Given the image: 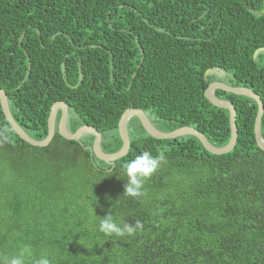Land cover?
<instances>
[{
    "label": "trees",
    "instance_id": "obj_1",
    "mask_svg": "<svg viewBox=\"0 0 264 264\" xmlns=\"http://www.w3.org/2000/svg\"><path fill=\"white\" fill-rule=\"evenodd\" d=\"M213 70L264 101V0H0V87L38 140L64 101L68 128L96 126L109 153L123 145L129 107L162 131L192 126L224 146L230 112L205 96ZM215 94L237 108L230 152L211 153L194 135L155 138L134 116L128 154L109 163L93 152L94 134L71 140L57 130L49 145L30 144L0 103V257L29 245L52 264H264L258 103ZM145 151L163 159L133 198L122 165ZM109 213L143 228L104 236L95 225Z\"/></svg>",
    "mask_w": 264,
    "mask_h": 264
},
{
    "label": "water",
    "instance_id": "obj_2",
    "mask_svg": "<svg viewBox=\"0 0 264 264\" xmlns=\"http://www.w3.org/2000/svg\"><path fill=\"white\" fill-rule=\"evenodd\" d=\"M217 89H222L227 92L246 95L253 98L258 103V112L255 121V136L257 144L260 148L264 149V138L262 135V118L264 115V101L259 93L254 91L252 88L247 86H233L229 85L223 81H212L205 89V96L210 100L214 105L226 108L230 112V128H231V138L229 142L224 146H216L212 144L208 138L205 136L203 132L199 129L192 126H181L172 131H162L158 129L146 112L137 107H129L127 108L119 121V133L123 141L122 147L116 152H106L102 148V133L101 131L94 125L85 124L80 126L76 131L72 132L68 128V119H69V106L64 101H57L52 105V109L50 111L48 117V134L43 139H35L30 134H28L24 128L17 122L14 115L12 114L7 93L0 87V103L2 106V110L10 122L14 131H16L22 139L29 142L35 146H47L51 143L52 139L55 136L56 131L71 140H79L83 135L86 134H94V142L92 146V150L95 155L101 160L109 163L114 162L125 155L128 154L131 145V139L128 129V123L130 119L134 116H137L145 130L153 137L158 139H168V138H176L183 135H194L196 136L204 145V147L211 153L214 154H224L230 152L236 145L238 139V126H237V108L233 102L222 99L216 96L215 91ZM61 111V115L59 121H57L58 113Z\"/></svg>",
    "mask_w": 264,
    "mask_h": 264
},
{
    "label": "clouds",
    "instance_id": "obj_3",
    "mask_svg": "<svg viewBox=\"0 0 264 264\" xmlns=\"http://www.w3.org/2000/svg\"><path fill=\"white\" fill-rule=\"evenodd\" d=\"M4 131V139H7ZM162 156H153L145 151L136 155L134 159L124 163L123 174L126 176L124 185V193L133 198H139L144 195L145 181L150 178L161 166ZM97 216V215H96ZM98 224L95 225L96 230L104 236L125 237L134 236L143 228V223L139 220L134 224L119 221L111 213L101 217L97 216ZM34 253L29 245H24L19 251L12 256L0 257V264H52V260L47 254L41 255L39 258H33Z\"/></svg>",
    "mask_w": 264,
    "mask_h": 264
},
{
    "label": "flooded vegetation",
    "instance_id": "obj_4",
    "mask_svg": "<svg viewBox=\"0 0 264 264\" xmlns=\"http://www.w3.org/2000/svg\"><path fill=\"white\" fill-rule=\"evenodd\" d=\"M210 73H212V75L216 77V79L214 81H223L224 76H223V73H221V71L213 70ZM223 82H225V81H223Z\"/></svg>",
    "mask_w": 264,
    "mask_h": 264
},
{
    "label": "rangeland",
    "instance_id": "obj_5",
    "mask_svg": "<svg viewBox=\"0 0 264 264\" xmlns=\"http://www.w3.org/2000/svg\"><path fill=\"white\" fill-rule=\"evenodd\" d=\"M224 76V75H223Z\"/></svg>",
    "mask_w": 264,
    "mask_h": 264
}]
</instances>
